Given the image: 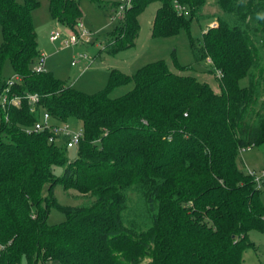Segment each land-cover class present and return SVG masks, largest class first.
<instances>
[{"label": "trees", "instance_id": "obj_1", "mask_svg": "<svg viewBox=\"0 0 264 264\" xmlns=\"http://www.w3.org/2000/svg\"><path fill=\"white\" fill-rule=\"evenodd\" d=\"M47 1L51 17L74 31L78 0ZM212 1L216 24L202 31L193 54L211 59L218 92L182 74L190 67L175 63L176 73L156 61L131 77L112 70L104 90L86 94L34 71L37 1L0 0V91L8 60L10 93L38 95L35 111L23 100L6 119L0 115V264H242L243 251L254 247L249 233L264 232L260 190L237 165L242 150L264 144V0ZM152 2L159 3L152 35L169 37L203 17L208 0H129L104 38L106 52L133 44L138 15ZM129 78L130 91L109 96ZM41 111L54 122L80 121L73 161L68 148L48 142L47 131H25ZM57 181L82 202L58 205ZM51 207L65 220L48 224Z\"/></svg>", "mask_w": 264, "mask_h": 264}, {"label": "rangeland", "instance_id": "obj_2", "mask_svg": "<svg viewBox=\"0 0 264 264\" xmlns=\"http://www.w3.org/2000/svg\"><path fill=\"white\" fill-rule=\"evenodd\" d=\"M17 1L24 2V0ZM36 1L38 4L33 9L31 18L36 32L37 46L40 55H43V71L52 74L59 81L80 92L94 94L104 90L112 70L131 77L138 69L156 61L164 62L171 71L176 73L178 70L175 63L180 66H188L190 69L182 74H190L201 81H207L216 92L219 91L216 76L207 71L209 64L205 59L196 60L193 54V49L197 48L201 41L202 31L207 26L216 24L213 15L220 11L212 0H208V3L203 7V17L193 18L190 21L188 30L182 29L176 35L169 37L152 35L153 18L159 3H150L138 15L139 29L133 44L112 54L106 52L103 45L105 36L117 24L118 6L111 8L107 5L99 8L88 0H78L81 9L80 26H75V30L72 31L59 25L51 17L47 0ZM184 13L187 17V9ZM53 31L60 34L56 41L50 40V34ZM83 31L87 33V36L81 37V41L78 40L73 45H65L64 42L71 33L77 37L81 36ZM1 42L0 31V44ZM191 42H193V46H191ZM72 61L75 62L74 65H71ZM1 76L4 79H14V72L8 60L3 62ZM240 84L244 86L246 80L242 79ZM132 87L133 82L129 78L125 83L112 88L108 94L112 98L118 97L130 91ZM42 113L43 111H41V115ZM41 115L40 119H42ZM67 123L71 130L81 129V123L76 118H69ZM65 153L68 161H73L76 158L75 148H68ZM237 165L244 172L250 169L259 173L264 169V144L242 150ZM53 171L55 175L60 176L63 169L58 166ZM259 190L264 206V180L260 184ZM52 195L60 206H76L83 200L77 191L71 188L65 190L59 181L53 185ZM65 218V214L57 207H51L46 222L50 225L59 224ZM249 239L253 242L254 247L243 251L242 264H264V232L251 231ZM19 264H27L26 259L22 258ZM49 264L58 263L51 261Z\"/></svg>", "mask_w": 264, "mask_h": 264}, {"label": "built area", "instance_id": "obj_3", "mask_svg": "<svg viewBox=\"0 0 264 264\" xmlns=\"http://www.w3.org/2000/svg\"><path fill=\"white\" fill-rule=\"evenodd\" d=\"M120 5L118 6V13H117V20L121 17L123 11L125 10L126 6L129 3V0H119ZM179 10L183 9L180 6H176ZM80 26V24H79ZM87 36V33L85 31L82 32L81 36H77L73 33L70 34L67 40H65V45H73L78 42V40H82L81 37ZM60 37L59 32L53 31L50 34V40L56 41ZM81 57V55H79ZM84 57H86L84 55ZM42 61H43V55H40L37 63L34 65L33 69L35 72H44L42 68ZM206 62L210 65L211 59L206 58ZM75 62L72 61L71 65H74ZM216 73L219 75L220 73L216 71ZM12 84V79H9L7 81L6 86L0 91V115L3 113L5 114V119L7 118V109L10 106L19 107L21 102L25 100L27 102V105L29 106L30 110L33 112L35 111V107L38 103V95L37 94H27L23 97L11 94L10 93V87ZM42 119H39L34 123V125L30 128H27L25 131L27 133L31 132H42L47 131L49 133L48 136V142L55 143L58 145L65 146L66 148H77L79 145L80 140L82 139V130H71L69 128V125L67 122H54L51 118V116L43 112L41 115ZM246 173L252 177L253 181L255 182V185L259 188L260 184L264 180V169L259 171L257 173L254 170H247Z\"/></svg>", "mask_w": 264, "mask_h": 264}]
</instances>
